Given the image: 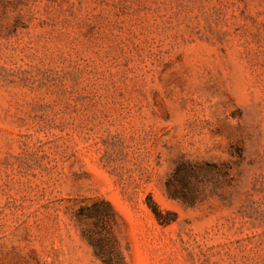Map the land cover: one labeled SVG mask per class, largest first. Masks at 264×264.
<instances>
[{"label":"rangeland","instance_id":"rangeland-1","mask_svg":"<svg viewBox=\"0 0 264 264\" xmlns=\"http://www.w3.org/2000/svg\"><path fill=\"white\" fill-rule=\"evenodd\" d=\"M0 264H264V0H0Z\"/></svg>","mask_w":264,"mask_h":264},{"label":"trees","instance_id":"trees-1","mask_svg":"<svg viewBox=\"0 0 264 264\" xmlns=\"http://www.w3.org/2000/svg\"><path fill=\"white\" fill-rule=\"evenodd\" d=\"M100 203L101 202H93L92 204L82 206L77 214L78 219L89 218L95 220L97 221L96 226H98L99 224L106 225L107 223H109L111 217L114 218L116 214L109 203L102 201V204L106 206V209H102ZM156 214L158 216L159 213L156 212ZM82 232L83 236L94 248L95 253L99 258L103 259L104 261L114 263L113 260H115V257H117L118 252L114 244L115 239L110 232H107V234L105 235L103 233H100L98 236L100 238L98 239L95 238L91 234V232L86 229H83Z\"/></svg>","mask_w":264,"mask_h":264}]
</instances>
